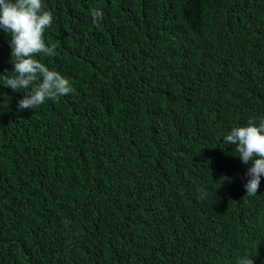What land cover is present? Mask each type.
<instances>
[{
    "label": "trees",
    "instance_id": "trees-1",
    "mask_svg": "<svg viewBox=\"0 0 264 264\" xmlns=\"http://www.w3.org/2000/svg\"><path fill=\"white\" fill-rule=\"evenodd\" d=\"M43 2L74 92L17 111L0 77V264H264V177L223 142L264 119V0Z\"/></svg>",
    "mask_w": 264,
    "mask_h": 264
},
{
    "label": "clouds",
    "instance_id": "clouds-1",
    "mask_svg": "<svg viewBox=\"0 0 264 264\" xmlns=\"http://www.w3.org/2000/svg\"><path fill=\"white\" fill-rule=\"evenodd\" d=\"M89 15L93 24L103 19V12L96 8L90 9ZM53 19L43 0H0V31L10 38L8 46L13 68L0 77L6 88L15 92L29 90L17 101V111H32L47 100L59 101L74 92L68 78L36 58L41 54L48 58L58 55L60 42L48 44L44 40ZM223 142L235 145L236 157L242 164L251 165L245 173L248 179L244 188L247 196H256L264 177V119L257 122L251 118L246 126L233 127ZM254 258L245 252L236 264H254Z\"/></svg>",
    "mask_w": 264,
    "mask_h": 264
}]
</instances>
